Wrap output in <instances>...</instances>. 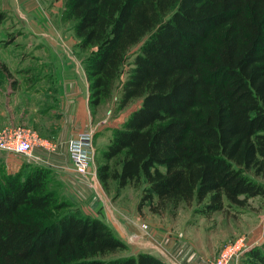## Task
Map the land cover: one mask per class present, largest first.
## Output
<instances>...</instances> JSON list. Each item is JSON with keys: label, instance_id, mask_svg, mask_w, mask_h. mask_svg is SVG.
I'll use <instances>...</instances> for the list:
<instances>
[{"label": "trees", "instance_id": "trees-1", "mask_svg": "<svg viewBox=\"0 0 264 264\" xmlns=\"http://www.w3.org/2000/svg\"><path fill=\"white\" fill-rule=\"evenodd\" d=\"M63 16L89 49L90 105L120 82L119 109L141 98L103 150L105 185L144 180L140 205L157 212L264 195V0H65ZM28 165L0 179V264H170L111 256L127 243L99 217L61 211L73 204L50 187L52 169ZM243 264H264V242Z\"/></svg>", "mask_w": 264, "mask_h": 264}, {"label": "rangeland", "instance_id": "rangeland-1", "mask_svg": "<svg viewBox=\"0 0 264 264\" xmlns=\"http://www.w3.org/2000/svg\"><path fill=\"white\" fill-rule=\"evenodd\" d=\"M44 1L46 2H44L46 4L44 11L48 15H45L46 18L40 16L41 22H44V27L40 25V31L35 35L28 25L22 24V17L7 12V18L0 24V46L6 49L11 48L13 51L14 47L10 42L15 40H79L74 31L72 20L65 19L63 16L65 0ZM137 47L135 46V49ZM79 49L84 57L89 50H83L80 47ZM17 50H23V53H28L22 47H19ZM128 66L127 64L126 68ZM126 76L127 73H123L120 80L123 81ZM120 83L112 99L104 100L95 108L91 106L92 109L98 110L99 119H101L94 137L95 152L89 169L92 173L96 172L93 165L97 169L98 164L104 160L102 155L103 150L110 142L108 140L105 141L106 132L108 133L110 128H112V133L113 128L120 126L129 113L141 103V98H135L125 108L119 109L117 100ZM96 134L98 137H101L98 147H96ZM102 134L105 135V139L102 138ZM47 143H50L49 146L53 145L51 142ZM8 157L15 167L11 168L13 164L11 166L6 165ZM2 158L5 163L2 161ZM29 160L28 157H23L19 154L1 156L0 179L2 180L7 173H13L10 170L17 169L20 161L21 168L24 167L26 171L29 166L28 164H35ZM18 170H15V172ZM96 174L98 175V171ZM98 178L101 188L98 191L106 194V200L98 196L96 188L91 185L89 186L93 188L95 195L99 197L101 203L103 199V202L105 201L110 205L112 203L111 206H115L113 209H116L121 215L123 228L127 231L125 233L118 224L112 223L114 225L112 227L108 223L109 221H105L128 245L127 248L111 253V256L130 254L141 249H148L147 251L153 249L157 251V249L152 247V244L157 243L166 248L173 256L179 251L178 254H182V258L187 261V264H214V261L219 258L225 249L232 252L228 256L226 264H243V261L247 258L248 251L264 242V195L251 196L244 204H226L223 209L213 211L210 214L196 211L195 202L192 204L182 202L178 207L169 205L165 210L160 209L157 212L151 209L149 200H146L142 206L140 205L144 194L143 188L146 185L144 180L139 183L132 181L118 189L116 179H110L108 184L105 185L99 175ZM50 187L57 191L61 197L68 199L73 204L72 206L62 208L61 211L77 209L81 213L89 215L81 210L84 209V206L85 208L89 207L87 198L80 194L76 197L70 196L68 194L69 189L64 186L62 179L54 171L50 174ZM154 200L156 202L157 197ZM167 237L173 238L176 241L178 245L175 249L176 252L168 248ZM148 243H151V245H146ZM142 245L146 246L142 247Z\"/></svg>", "mask_w": 264, "mask_h": 264}, {"label": "crops", "instance_id": "crops-1", "mask_svg": "<svg viewBox=\"0 0 264 264\" xmlns=\"http://www.w3.org/2000/svg\"><path fill=\"white\" fill-rule=\"evenodd\" d=\"M44 2L0 0V7L12 15L22 17V24L28 25L35 35L40 31V25L44 27L40 18H46L45 15H48L44 11ZM77 42L78 40H15L10 42L14 47L13 51L11 48L0 46V129L7 125L27 126L37 132L44 141L51 142V146L50 143L35 144L33 152L38 159L29 158V161L50 167L69 189L70 196L76 197L80 194L86 197L89 207L84 206L82 211L109 221L112 227L113 224H118L127 233L123 228L121 215L113 209L115 206L103 202V199L101 203L93 188L89 186L97 189L98 196L107 199L105 193L98 191L101 188L95 165L94 173L86 176L78 173L68 150L70 138L89 127L98 129L101 120L98 110L92 109L90 105V82L84 56ZM19 47L25 48L28 53L17 50ZM111 130L112 128L106 132L105 141H110ZM101 136L105 139L104 134ZM100 138H96V147ZM10 154L17 153L0 150V158ZM2 161L4 162V159ZM20 163L21 161L17 169L10 172L20 169ZM11 164V168L15 167L8 157L6 165ZM167 246L174 252L178 247L176 241L170 237H167ZM152 247L157 251L151 249V252L159 254L171 264H187L182 254H178L179 251L173 256L157 243L152 244Z\"/></svg>", "mask_w": 264, "mask_h": 264}, {"label": "built area", "instance_id": "built-area-1", "mask_svg": "<svg viewBox=\"0 0 264 264\" xmlns=\"http://www.w3.org/2000/svg\"><path fill=\"white\" fill-rule=\"evenodd\" d=\"M96 130L95 127H89L78 132L68 142V150L76 171L84 176L92 173L89 169L95 152L93 143ZM39 143L46 145V141L27 126L7 125L0 129V150L3 152H13L30 159H38L33 153V148ZM229 251L225 249L214 264H226L228 256L232 253Z\"/></svg>", "mask_w": 264, "mask_h": 264}]
</instances>
